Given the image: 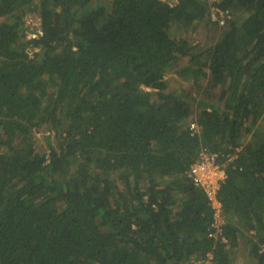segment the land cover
I'll return each mask as SVG.
<instances>
[{"label":"trees","instance_id":"trees-1","mask_svg":"<svg viewBox=\"0 0 264 264\" xmlns=\"http://www.w3.org/2000/svg\"><path fill=\"white\" fill-rule=\"evenodd\" d=\"M204 147L226 241L188 176ZM240 259L264 264V0H0V264Z\"/></svg>","mask_w":264,"mask_h":264},{"label":"built area","instance_id":"built-area-1","mask_svg":"<svg viewBox=\"0 0 264 264\" xmlns=\"http://www.w3.org/2000/svg\"><path fill=\"white\" fill-rule=\"evenodd\" d=\"M227 14L228 11H224L217 7L212 11L214 20L218 21L220 24L225 23ZM196 126V122L191 124V127L194 129ZM220 159L221 156L218 152L211 151L206 147L202 148L196 160L191 164L188 170V176L196 186L201 187L205 191L214 208V219L208 236L211 238H218L221 236V239L226 241L227 239L223 235L225 218L222 215V203L218 198V190L227 177V171L226 162H221ZM212 260L213 253L209 251L206 259L202 262L204 263L206 261L205 263H210ZM200 261L201 260L198 262Z\"/></svg>","mask_w":264,"mask_h":264},{"label":"rangeland","instance_id":"rangeland-1","mask_svg":"<svg viewBox=\"0 0 264 264\" xmlns=\"http://www.w3.org/2000/svg\"><path fill=\"white\" fill-rule=\"evenodd\" d=\"M170 1L173 2L174 0H170ZM214 8L215 6H212L210 9V13H211L210 22L207 23L205 20H202L195 24H191L189 26L187 37L192 39L195 44H202L205 42H208V43L214 42L219 37L222 31L221 27L219 26H221L222 24L218 23L219 26L217 27L216 25L211 23L212 21H216L214 20L212 16V11L214 10ZM26 24L30 27L29 35H33V33L37 31L40 26V19L38 18V16H36V14H34V12L31 10V7H29V5L26 6ZM171 84H172V87H178L182 85L186 87L187 90L192 89L194 95L201 94L204 91L203 90L204 88H202V90H200L198 93L197 88L191 86L188 82L180 80L179 78H177L176 80L175 78L171 79ZM51 132H52L51 142L54 143L56 141V134L54 133V131H51ZM44 133H49V131L44 132L43 129L35 131L36 139L43 141ZM243 262H244V259H240L237 262V264H243ZM198 263H202V261Z\"/></svg>","mask_w":264,"mask_h":264}]
</instances>
